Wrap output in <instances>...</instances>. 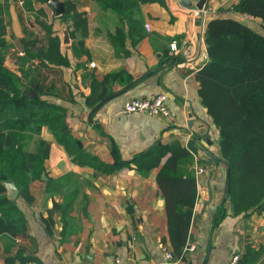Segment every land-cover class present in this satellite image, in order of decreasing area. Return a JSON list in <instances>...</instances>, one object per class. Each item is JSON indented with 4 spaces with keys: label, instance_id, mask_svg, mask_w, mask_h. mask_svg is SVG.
<instances>
[{
    "label": "crops",
    "instance_id": "1",
    "mask_svg": "<svg viewBox=\"0 0 264 264\" xmlns=\"http://www.w3.org/2000/svg\"><path fill=\"white\" fill-rule=\"evenodd\" d=\"M66 1L75 3L77 10L86 16V37L76 34L72 39L68 24L61 19L64 14L57 16L49 2H35V12H23L22 16L28 29L40 38L37 47H41L46 37L39 21L51 25L53 33L60 37L69 66L60 68L61 77L51 75L50 81L63 97L69 98L73 93L76 101H64L59 95L49 100L68 110L66 123L73 136L105 168L95 171L74 163L45 129L41 137L50 144V151L41 180L29 185L33 201L29 204L20 191L13 201L26 220L27 231L17 239L0 235V264L17 259L21 251L24 257L32 258L28 264H166L163 246L171 252L173 249L165 201L157 183L159 168H152L144 176L132 160L156 144L180 142L187 146L196 136H202L201 143L207 151L219 156V132L202 104L195 79L196 70L208 58L206 27L214 19H235L264 36V23L234 12L240 0H208L203 9L206 13L194 4L185 7L179 0H163V4L118 0L124 5L121 11L104 8L99 0L59 2ZM22 4L23 0H0V20L13 47L6 64L13 70H17L16 58L35 43V38L24 34L19 18ZM39 10L44 11L45 17ZM118 28H123L126 35L127 56L116 54L112 43ZM64 31L70 36L68 44L63 43ZM79 41L83 42V48L78 47ZM173 41L177 43V52L170 48ZM187 54L193 58V67L186 63ZM92 63L95 67H91ZM111 73L123 74L112 86V94L135 84L90 118L92 109L85 98L91 95L92 82L94 79L102 82ZM161 93L168 95L172 121L123 113L127 100L149 99ZM96 125L102 133L96 130ZM34 143L35 140L31 143L32 150ZM112 145L119 148L120 163L112 154ZM204 148L196 151L200 160L194 158L193 165L205 170L197 178L198 198L190 228V239L198 242L199 249L187 264H224L236 253L242 257L247 246L264 247V213L236 216L226 202L225 217L216 223L217 210L226 199V167L212 159ZM165 161L166 158L161 163ZM68 175L83 185L64 224L61 211L53 209L54 203L64 204V196L47 195L45 182L47 178L59 180ZM8 193L7 189V197ZM256 264H264V255Z\"/></svg>",
    "mask_w": 264,
    "mask_h": 264
},
{
    "label": "trees",
    "instance_id": "2",
    "mask_svg": "<svg viewBox=\"0 0 264 264\" xmlns=\"http://www.w3.org/2000/svg\"><path fill=\"white\" fill-rule=\"evenodd\" d=\"M38 1L48 3L50 0H23L21 5L19 18L24 34L27 38H35V43L27 47L23 56L16 58L17 70L6 64L13 47L0 20V235L8 234L14 239L25 235L27 223L15 203L8 199L6 183L16 184L20 195L31 204L33 197L29 193V185L41 180L49 157L50 144L41 137L45 129L74 163L95 171L105 168L73 136L66 123L68 110L49 100V97L59 95V99L64 101H76L73 93L69 98L63 97L50 81L51 75L59 74L61 77L60 68L69 66L68 57L62 52L60 37L53 33L51 25L39 21L46 32L39 48L40 38L24 23L23 12H35L34 3ZM137 1L140 4H163V0ZM99 2L104 8L124 9L118 0ZM64 4L66 12L61 19L68 24L71 38L75 39L76 34L86 37V16L77 10L75 3L66 1ZM233 11L264 23V0H240ZM38 13L45 17L43 10ZM125 39L123 28H118L112 39L116 54L127 56ZM78 44L83 48L82 41ZM205 44L207 62L196 70L195 79L199 83L202 104L219 132V156L207 151L201 143L202 136H196L188 147L180 142L156 144L132 160L144 176L152 168H159L157 183L165 201L169 242L177 257L181 256L191 238V222L198 198L191 151L204 148L212 159L225 165L226 174L227 168L230 169V188L217 210L216 223L225 217L226 202L236 216L264 213V36L235 19H214L206 27ZM121 75L111 73L102 82L93 80L91 95L85 98L90 110L113 93L112 86ZM125 79L129 81L126 76ZM95 127L102 133L98 125ZM34 140L35 148L32 150ZM111 151L116 162L120 163L119 148L112 145ZM164 158L166 161L162 164ZM45 183L47 195L61 193L64 196V204L54 203L53 209L61 211L65 224L83 184L71 175L59 180L47 178ZM263 255L264 247L255 249L247 246L238 264H256ZM16 262L28 264L32 258L24 257L21 251L17 259H8L6 264Z\"/></svg>",
    "mask_w": 264,
    "mask_h": 264
},
{
    "label": "built area",
    "instance_id": "3",
    "mask_svg": "<svg viewBox=\"0 0 264 264\" xmlns=\"http://www.w3.org/2000/svg\"><path fill=\"white\" fill-rule=\"evenodd\" d=\"M206 13V11H202ZM147 30H150V26L147 25ZM170 48L173 52L178 51V46L175 41H173L170 44ZM190 54H187L186 63L193 67V58L190 57ZM91 67H95V64L92 63ZM123 113L126 115L130 114H144L151 117H161L166 120L172 121V112L168 105V95L166 93H161L157 96H154L149 99H130L127 100L123 105ZM191 141V140H190ZM186 144L188 147L189 142ZM193 157L196 160H200V155L196 152L191 151ZM196 178H198L200 175H202L205 170L204 168L200 166H195L194 168ZM199 249L198 242L196 240H189L184 247L181 256L176 259L175 254L169 249H167L165 246H163V252H164V259L166 264H187L188 259L191 255L195 254ZM241 256L236 253L231 256L229 261H227L224 264H238L240 261Z\"/></svg>",
    "mask_w": 264,
    "mask_h": 264
},
{
    "label": "water",
    "instance_id": "4",
    "mask_svg": "<svg viewBox=\"0 0 264 264\" xmlns=\"http://www.w3.org/2000/svg\"><path fill=\"white\" fill-rule=\"evenodd\" d=\"M180 4H182L185 7L191 8L196 7V9H198L199 11L205 9L208 0H179ZM49 3L54 7L56 15L57 16H61L63 14H65L66 12V8L65 5L61 2H59L58 0H50ZM70 41V36L68 31H64V40L63 43L64 44H68ZM134 82L130 85H128L125 89H123L122 91L118 92V93H114L108 97H106L105 99H103L102 101H100L90 112L89 117L92 118V116L98 112L102 107H104L107 103H109L110 101L118 98L119 96L125 94L126 92H128L133 86H134ZM32 96H34V93L32 94ZM192 115H190L189 117H191ZM191 124V123H190ZM6 187L8 189V197L12 200L15 201L16 197L19 194V190L16 187V185L12 182L10 183H6ZM230 188V169L229 167L227 168V191H229Z\"/></svg>",
    "mask_w": 264,
    "mask_h": 264
},
{
    "label": "rangeland",
    "instance_id": "5",
    "mask_svg": "<svg viewBox=\"0 0 264 264\" xmlns=\"http://www.w3.org/2000/svg\"><path fill=\"white\" fill-rule=\"evenodd\" d=\"M262 31V30H261ZM262 33L264 34V31H262Z\"/></svg>",
    "mask_w": 264,
    "mask_h": 264
}]
</instances>
